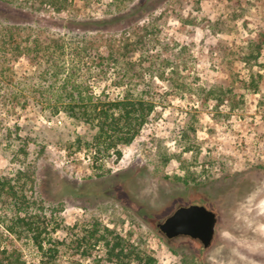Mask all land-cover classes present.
<instances>
[{
  "label": "rangeland",
  "instance_id": "1",
  "mask_svg": "<svg viewBox=\"0 0 264 264\" xmlns=\"http://www.w3.org/2000/svg\"><path fill=\"white\" fill-rule=\"evenodd\" d=\"M73 1L72 13L87 20L130 13L93 29L122 34L134 26L157 32L153 58L138 52L130 58L142 66L144 82L159 98L157 108L140 135L122 149V157L112 154L106 160L110 172L104 176L92 169L90 152L70 147L80 128L63 115L52 116L39 106L22 108L21 102L11 112L0 108V176L36 162L31 192L44 207L57 209L60 240L69 239L67 229L77 232L94 218L152 254L157 264H264L243 251L256 243L240 229L250 225L248 210L264 199V0H142V11L131 10L140 0H91L90 6ZM31 11L26 0H0V21L9 15L26 18ZM39 15L53 21L67 16L47 10ZM251 43L263 48L257 60L246 62L244 51ZM151 59H169L177 67L176 74L167 69L165 79L186 80L205 93L214 86L226 95L221 101L205 93L197 96L154 78L146 69ZM13 70L20 81L32 68L21 59ZM108 77L96 91L113 88L114 76L109 72ZM15 127L28 141L26 157L4 150V134L10 130L15 135ZM189 204L205 205L217 215L208 249L188 236L167 239L157 227ZM250 226L253 233L256 225ZM68 253L60 264H94ZM25 259L37 264L32 251H25Z\"/></svg>",
  "mask_w": 264,
  "mask_h": 264
},
{
  "label": "trees",
  "instance_id": "2",
  "mask_svg": "<svg viewBox=\"0 0 264 264\" xmlns=\"http://www.w3.org/2000/svg\"><path fill=\"white\" fill-rule=\"evenodd\" d=\"M140 1L131 10L142 11ZM26 2L32 10L25 13L26 18L15 20L9 15L0 21V108L11 112L21 102L22 108L39 106L49 109L52 116L63 115L80 128L70 147L90 152L92 169L97 176H104L110 172L104 167L106 160L112 154L116 159L122 157V149L140 135L157 108L159 98L150 83L144 82L142 66L130 60L136 52L155 56L151 52L158 41L157 32L133 26L120 34L91 27L107 26L130 13L118 11L119 15L109 19L87 20L72 13L76 10L73 0ZM85 4L90 6L91 0ZM40 10L67 16L53 21L51 16L39 15ZM52 30L58 31L50 33ZM262 48L261 43H251L244 60H257ZM21 59L32 70L19 81L13 66ZM158 61L151 59L146 66L154 78L189 88L197 96L205 93L202 87H189L186 80L165 79L164 72L170 68L169 73L176 74L177 67L169 59ZM109 72L114 76L110 81L113 88L96 91L97 84L110 80ZM112 90L119 94L112 96ZM205 94L221 101L226 92L212 86ZM17 128L13 136L10 130L4 134V150L26 157L28 141L17 135ZM36 172V162L31 160L0 176V264H27L26 250L34 252L37 264H60L70 251L94 264H157L152 254L94 218L76 226L77 232L67 229L69 239L60 240L56 236L62 228L57 209L44 207L31 192Z\"/></svg>",
  "mask_w": 264,
  "mask_h": 264
},
{
  "label": "water",
  "instance_id": "3",
  "mask_svg": "<svg viewBox=\"0 0 264 264\" xmlns=\"http://www.w3.org/2000/svg\"><path fill=\"white\" fill-rule=\"evenodd\" d=\"M217 222L216 213L205 205L189 204L178 207L157 227L167 239L188 236L197 240L202 249H208L214 240Z\"/></svg>",
  "mask_w": 264,
  "mask_h": 264
},
{
  "label": "bare ground",
  "instance_id": "4",
  "mask_svg": "<svg viewBox=\"0 0 264 264\" xmlns=\"http://www.w3.org/2000/svg\"><path fill=\"white\" fill-rule=\"evenodd\" d=\"M247 213L250 217V225L252 227L256 225V229L253 233H250L251 226L249 224L240 226V229L249 234L252 242L256 244L255 246H244L243 251L254 260H264V237H262L264 232V199L257 204L256 208L248 210Z\"/></svg>",
  "mask_w": 264,
  "mask_h": 264
}]
</instances>
